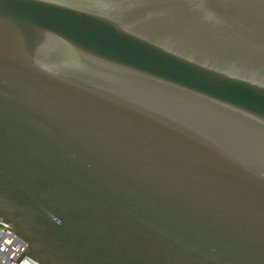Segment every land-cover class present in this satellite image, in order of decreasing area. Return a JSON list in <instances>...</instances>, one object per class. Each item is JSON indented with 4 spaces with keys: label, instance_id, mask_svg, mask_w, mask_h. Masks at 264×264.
Instances as JSON below:
<instances>
[{
    "label": "water",
    "instance_id": "95a60500",
    "mask_svg": "<svg viewBox=\"0 0 264 264\" xmlns=\"http://www.w3.org/2000/svg\"><path fill=\"white\" fill-rule=\"evenodd\" d=\"M0 224L39 264H264V0H0Z\"/></svg>",
    "mask_w": 264,
    "mask_h": 264
},
{
    "label": "built area",
    "instance_id": "2783aa9c",
    "mask_svg": "<svg viewBox=\"0 0 264 264\" xmlns=\"http://www.w3.org/2000/svg\"><path fill=\"white\" fill-rule=\"evenodd\" d=\"M26 248V243L7 225L0 224V264H39L27 255L15 261Z\"/></svg>",
    "mask_w": 264,
    "mask_h": 264
}]
</instances>
